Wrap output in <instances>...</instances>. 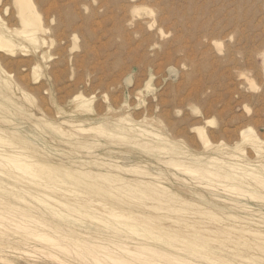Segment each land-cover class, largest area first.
<instances>
[{"label": "rangeland", "instance_id": "1", "mask_svg": "<svg viewBox=\"0 0 264 264\" xmlns=\"http://www.w3.org/2000/svg\"><path fill=\"white\" fill-rule=\"evenodd\" d=\"M32 1L45 31L38 32V46L13 34L23 47L17 46L13 52L0 48L3 78L0 103L9 108L0 110V117L8 120L0 122V128L16 131L31 142L29 147L36 150L38 158L68 166L72 159L89 160V150L62 142L43 120L69 130L64 120L83 121L86 125L109 124L116 117L125 116L137 127L161 134L168 142L162 144H168L172 150L165 152L141 145L147 142L153 146L155 142L148 141L150 137L138 136L128 141L102 136L96 131H91V135L74 131L73 137L93 143L91 153L102 157L99 160L114 159L144 166L152 173L160 172L162 184L175 198L170 201L161 198L164 202L159 203L136 191H117L113 195L104 192L105 196H100L81 186L59 183L60 190L66 187L84 191L80 199L91 201V205L80 207L82 212H78L39 202L42 197L37 194L34 197L24 194L20 181L10 177L11 170L0 168V200L24 206L20 198L25 197L34 206L28 215L38 216L46 225L39 227L40 230L49 236L64 233L76 238L78 234L90 233L98 242L105 243L107 251L117 252L116 255L123 253L108 239L129 244L135 237L170 254L147 252L149 258L161 264H264V242L260 243L254 233L245 232L258 228L264 233V224H258L256 219L264 221V214L240 224L227 221L228 209H217L213 203H222L214 202L211 195L215 192L227 196L223 187L217 183L205 186L201 177L186 174L167 162L189 161L187 158L193 156L202 160L215 156L227 161L228 153L232 152L237 156L235 161H249L263 173L258 161L264 162V0ZM247 8L253 9L247 12L250 11ZM0 23L8 33L21 27L13 0H0ZM77 94L90 100V111L76 108ZM247 128L255 132L261 146L259 152L242 141L241 131ZM199 129L203 130V137ZM35 145L43 148L40 151ZM88 166L101 170L93 163ZM38 173L45 180H54L43 170ZM104 183L111 186L110 181ZM257 192L258 195L241 197L240 201L247 200V204L264 213V190L259 188ZM102 203L114 211L118 210L116 207L124 209L121 213L126 216L98 214L97 208ZM152 204L155 207L150 208ZM205 207L217 215L203 214ZM1 209L4 207L0 204ZM16 210L15 216L6 215L36 226L35 222H26L29 218L21 217L19 209ZM86 211L95 217L86 215ZM76 219L85 223L80 224ZM225 222L233 223L236 228H226ZM126 223L136 224L140 235L130 233ZM23 232L26 231L17 223L0 222V264H62L41 252L45 249L39 246L45 247V243L38 242L33 235L29 234L28 243L20 242ZM78 250L74 247L72 257L67 258L71 264H80L76 259ZM60 251L57 253L64 259ZM173 256L183 262H174ZM213 259L217 262H211Z\"/></svg>", "mask_w": 264, "mask_h": 264}, {"label": "bare ground", "instance_id": "2", "mask_svg": "<svg viewBox=\"0 0 264 264\" xmlns=\"http://www.w3.org/2000/svg\"><path fill=\"white\" fill-rule=\"evenodd\" d=\"M176 2H178V1H176ZM190 3H192V2H190ZM13 5L16 8V11H17L20 23H21V27L18 29H11V33H8V32H5V30H3L2 23H0V48H4L7 51L13 52L15 47H17V46L23 47V46H21L20 43H17L14 40V37H12L13 34L16 36H19L23 41L25 40L26 42H28L30 44L38 46L40 44V38L38 36V32L39 31H45V27H43V25L41 23V17H40L39 12L37 11V8H36L34 2L32 0H13ZM262 5H264V4L262 3ZM178 6H179V4H178ZM194 7H193V9H194ZM254 7H256V6H253V8ZM174 8H175V6H174ZM250 8H247L250 11H247V10L246 11L251 12V10L253 8L252 9H250ZM258 8H260V7H258ZM243 11L241 12V14H243ZM192 12H193V10H192ZM238 16H240V14ZM253 16H254V14H253ZM247 17H249L248 13H247ZM251 17H250V19H251ZM197 20H199V19H197ZM208 22H207V24H208ZM180 23H181V21H180ZM194 23H195V21H194ZM181 25H183V24H181ZM198 25H200V24H198ZM249 25H252V24H249ZM205 26H207L206 23H205ZM201 28H204V27L202 26ZM241 31L243 32L242 29H241ZM183 32H186V31H183ZM189 32H191V31H189ZM199 32H201V31H199ZM207 34L209 35V33H207ZM240 34H241V32H240ZM244 35H245V33H244ZM256 35H258V34H256ZM245 40H248V39L245 38ZM193 41H191V42H193ZM248 41H250V40H248ZM239 46H241V45H239ZM156 49H157V47H156ZM235 52H237V50ZM238 52H241V51L238 50ZM254 52L256 53V51H254ZM253 56H254V54H253ZM225 57H227V56H225ZM248 57H250V56H248ZM262 61H263V70H264V53L262 54ZM171 71H173V70H171ZM176 73H177V71H176ZM2 79L3 78L0 76L1 81H2ZM6 83L8 85L7 80H6ZM146 86L148 87L149 84L146 83ZM145 89L147 90V88H145ZM6 99L9 100V98H6ZM74 100L76 101V108L77 109H82L84 111H90L92 109V107L90 105V100L83 98L81 94L75 95ZM129 108H130V106H129ZM5 109H9V108L4 107V105L2 103H0V110H5ZM6 121H8V120L5 117H0V122H6ZM43 121H44L45 125H47L50 129H52L54 132H56L58 134L57 136L59 138H61L60 140H62V142L65 141V142L69 143L70 145L71 144L78 145L79 147H82V148L89 150L87 153L89 156L88 158H90V159L85 160V161L84 160L81 161V159H77V160L72 159L70 162L72 164L68 165V166L64 165V164H60V163H58V164L52 163V162L47 161L45 159L38 158L36 155L37 154L36 150L32 147H31L32 149H30V147H29V144L31 145V142H29V141H27V139L25 140L24 138L19 136L16 131H8V130H5L3 128H0V168H9L11 170L12 173H9L10 177L15 179L16 181H20L21 190L24 192V194L26 193L27 195H30V197H34V195L37 194L40 197H42V200H39V202H49L50 204H53L55 206L74 209L75 211H78V212H82L79 209L80 207H88L89 205H91L92 204L91 201L89 199L84 200V201H82L80 199V197L84 193V191H76L74 189H68L66 187H63V190H60L61 187L59 186V183H69V184H72L75 186H81V187L85 188L86 190L90 191V193H94V194L100 195V196H105L104 192H106V193L109 192V193H111V195H113V192H117V191L118 192L129 191L131 193L136 191V192H139L140 194L150 196L151 197L150 199L158 201L159 203L160 202L163 203L164 201H170L171 199L175 198V194L172 192H169L167 186L162 184L160 172L152 173L150 171H147L144 166H140L137 164H125V163H122V162H120L118 160H114V159H112V160H110V159L99 160L102 157H100L98 154L91 153L92 152L91 148L94 146L93 143L88 142L87 139L79 140V139H76L73 137L74 131H77L79 133L81 132L84 135H91L92 134L91 131H96V132H98L99 135H102V136L113 137V138H118L121 140H128V141L133 140L138 136L146 137V138L150 137L151 139L148 141L155 142V144L153 146L149 145L147 142H142L141 145H144L146 147H148V146L149 147H156V148H159L160 150H163L165 152L171 151L172 149L168 146V144H165V145L162 144V143H168V142L158 132L156 133L154 131L146 130L145 128L137 127L133 120H131L125 116H118L114 120L115 122L109 123V124H105L104 122L103 123H99V122L96 123L95 122L94 124L86 125L83 123V121L64 120V122L67 123L68 127L70 128L69 130H65L63 127H61L57 124H54V123H50L47 120H43ZM13 124L16 125V123H13ZM199 134H200V136L203 137V130L199 129ZM241 139L243 142L253 146L254 149L256 150V152L260 151V148H261L260 143L257 141L258 138L252 129H250V128L243 129L241 131ZM158 142H160L162 145L158 144ZM5 147L8 148V150H6ZM36 147L40 151L43 148L40 146L39 147L36 146ZM228 156H229V160H227V161L220 160L218 157H215V156L208 157L207 159H204V160H202L200 157H194L193 156L192 158H189V157L187 158L189 161L170 159V160H167V162H168V164L173 165L174 167H176V169H178L182 172H185L186 174L201 177L203 179V182H201V183L205 186L211 185L212 183H217L218 186L220 185L221 187H223L227 191V194H226L227 196L222 197L221 195H218L215 192L211 193V195L213 196L212 200L214 202H221L223 205L222 206L219 203H213V205L217 209H221V210H224L225 208L228 209L227 211H225V218L227 219V221L238 222L240 224L243 222H247L248 220L253 221V219H255V218H253V216H259V218H260V216H262L264 213L260 210L253 208L251 205L247 204V202H246L247 200L244 202L240 201V198L245 197V196L246 197H254V196L258 195L259 193L257 192V189H259V188H262L264 190V162L260 163V161H258V164H259L258 166H260V168L263 171V173H261V171H258L257 165L252 164L249 161H245V160L235 161L234 159H236V157H237V156H235V153L229 152ZM92 158H94V159H92ZM247 158H248V156H247ZM91 163L95 164L96 166H100L101 170L100 169L94 170L91 167H89L88 164H91ZM38 170H43V171L49 173V175L48 174H46V175L51 177V179L54 178V180L52 181V180L43 179L44 177L42 175H40V173H38ZM126 175H133L134 178H128V177H126ZM145 175H148L149 178H146ZM77 178H80V179H77ZM68 180H69V182H68ZM104 181H107V182L110 181L111 186L107 187L105 185L106 183H104ZM214 186H216V185H214ZM211 189H213V188H211ZM221 190H222V188H221ZM211 191H213V190H211ZM59 192H60V196H56ZM183 192H181V193H183ZM219 194H221V193H219ZM202 195H204V194H202ZM161 198L162 199L165 198V200L161 201L162 200ZM249 200H250V198H249ZM20 201L24 204V206H17L13 203L6 202L2 199L0 200V204L4 207V209L0 210V222L1 223L7 222L11 225H16V223H17L18 226L21 228V230L26 231L25 233L24 232L22 233V235H21L22 237L20 238V242H22L24 244L28 243L27 241L30 238L29 234L33 235L38 242L45 243L44 244L45 247L39 246L45 250H40V251L45 253L47 257H50L53 260H57V261L61 262L62 264H71L70 263L71 260H68L67 258L72 257V254H70V253L72 252V249L74 247L76 248V250L79 249L77 251L76 259L79 260L80 264H89L90 261H95L97 264H161V263H157V261L155 259L149 258V256H147V252L149 251L152 253H157L159 255H163V254L164 255H170L169 253L161 250L158 246H154V245H150L148 243L142 242V241H138L139 239H137L135 237L131 238L132 240L130 241L129 244L128 243L118 244L115 241H113L112 239H108V242L114 243L117 247L120 248L121 252L123 253L122 255L121 254L116 255L117 252L107 251L106 250L107 246L105 245V243L98 242L99 240L97 241L96 236L93 234H90V233L78 234V237H76V238L69 237V235L64 234V233H62L59 236H49L47 233H45L43 230H40V228H39V227L46 226L45 223H43V221H41L39 219V217L34 215V214L28 215V212L31 210V208H34L33 204L30 203L29 201H26L25 197H21ZM201 201H203V200H201ZM181 202L188 204V205H191V202L184 200V199H181ZM16 206L20 211L19 213H20L21 217L27 216V218H29V220H26V222H28V221L29 222H35L36 226H33L31 224H28V223H24L22 221H19L15 218H12V217H8L6 215V214H11V215L15 216V212L17 211ZM164 206H166V205L164 204ZM153 207H155L154 204H152L150 206V208H153ZM116 208L118 210L114 211L113 209H109L107 204L102 203L101 206L97 209H99L98 214H101V215L103 213H107L108 215H111V216H122V217L126 216L125 214L121 213V212H123L124 209H121L119 207H116ZM170 209H171V207H170ZM204 212L211 213L212 215H217V213H215L212 209H210L208 207L203 208V214H206ZM84 213L90 217H95V215H93L91 213H87V211ZM94 213H96V212H94ZM158 213H161V212H158ZM164 215H166V214L164 213ZM185 215H186V213H185ZM130 217H132V216H130ZM161 217H163V216H161ZM192 217H193V215H192ZM172 219H174V218L172 217ZM256 219H257L258 224L259 223L264 224L263 220L258 219V218H256ZM76 220L80 221L79 222L80 224L85 223L84 221H82V219H76ZM229 222H225V223H227V224H225L226 228H229L231 230L235 229L236 226L233 223L231 224ZM126 224H128V223H126ZM129 227H130L129 228L130 233L140 235V233H138L139 229H138V226L136 224H130ZM34 228H36L37 230L33 231V233H29L28 230H31ZM160 229L163 230V229H165V227H161ZM175 229H176V227H175ZM259 231H260V229H258V228H255V229L250 228V229L245 230V232L254 233L255 235H257L256 236L257 240L260 241V243L261 242L263 243L264 242V233H261ZM70 232H72V231H70ZM238 238L243 239L242 236H239ZM217 239H218V237H217ZM65 240H68V241L70 240L71 242H73L74 247H72L71 242L67 241V242L63 243V241H65ZM248 241H250V240H248ZM241 242H242V240H241ZM251 242H254V241L252 240ZM38 245L39 244H37V246ZM218 245H219V242H218ZM214 246H215V244H214ZM16 249H19V248H16ZM59 249L61 250L60 252H62L64 254V259L59 257L60 254L57 253V251H59ZM101 249H103V251ZM19 250H21V249H19ZM101 252H102V254H101ZM25 253H28V252H25ZM192 256H193V254H192ZM214 256H216V255H214ZM172 260L174 262H178V263L183 262V260L181 258H178L177 256H173ZM212 261L214 263L217 262L216 259L211 260V262ZM192 262H193V260H192ZM220 262H223V260L221 259Z\"/></svg>", "mask_w": 264, "mask_h": 264}]
</instances>
